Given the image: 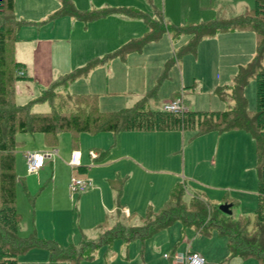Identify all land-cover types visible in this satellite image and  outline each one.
<instances>
[{
  "label": "rangeland",
  "instance_id": "rangeland-1",
  "mask_svg": "<svg viewBox=\"0 0 264 264\" xmlns=\"http://www.w3.org/2000/svg\"><path fill=\"white\" fill-rule=\"evenodd\" d=\"M70 1L77 10L87 12L122 7L136 9L148 15L160 11L165 23L179 26L206 22L215 18H229L240 14L246 7L253 6V0ZM14 2V16L24 22L16 32L19 41L13 43V58L24 64L19 70L20 73L18 72L20 78L15 82L16 104L33 101L41 90L46 88L35 72L29 47L33 49L36 44H48L51 82L60 75L85 66L91 58L102 60L107 54L118 50L130 40L145 34L146 24L142 20L129 19L122 15L103 17L84 23L68 15L51 18L59 6L56 0H14ZM252 33L244 32L241 42L228 35L200 41L194 54L183 55L180 61L170 67L167 77L160 82L156 95L149 100V107L163 108L173 94L181 97L191 110H226L234 106L228 89L233 78L232 70L236 64H245L252 58L255 49V38ZM173 39L169 33H165L158 41L147 44L140 52L129 53L125 59L111 57L92 68L85 76L62 84L57 88V92L69 95L96 94L98 107L103 111L131 107L140 96L156 84L164 63L172 57L173 50L188 42L183 36ZM218 86H227L222 98H218L215 94V88ZM243 91L248 109L254 111L256 109L254 79L248 81ZM58 104L57 99L51 103L48 101L35 103L32 104V111L47 112L50 107L57 109ZM184 132L188 147L187 143L193 133ZM231 133L209 134L210 136L207 135L200 140L197 137L193 138L183 163L180 151L165 160L163 154H155L151 157V146L144 144H141V150L144 147V156L139 159L128 143L120 147L119 139L117 142L119 147L116 149L113 145L115 135L109 132L94 135L82 133L74 145L70 142L69 133L63 132L58 134L55 146H48L40 133L19 132L16 134L18 144L14 150L17 175L15 207L21 215L18 232L21 236H26L34 230L41 238L53 239L61 245L73 244L76 247H79L83 241L96 242L101 232L111 227L118 219L116 190L106 181L108 177L114 178L118 173V167L123 182L122 194L124 185L129 183L126 189L127 198L129 192L134 191L136 193L132 194L134 201L148 202V197L151 195V203L148 205L155 210L159 209L167 199L169 191L160 188L162 184L159 178L167 176L152 172L150 180L148 175L136 169L131 161L114 160L116 154L120 156V149L136 157L137 163L144 168L154 170L165 168L179 172L181 175L184 167L185 179L188 178L185 184V198L201 190L197 186V181L209 182L210 174L216 175L220 181L218 184L220 189L218 188L217 191L208 187L210 189L206 194L208 203L219 206L228 202L232 204L230 208L232 217L240 214L252 217L256 205L250 202L249 191L245 194L241 191L248 186L235 180L236 165L230 158L231 154L228 153V138L221 137L220 156L216 159L214 170L203 168L202 163L198 161V154H210L213 151L219 139L218 135H234ZM171 135L182 137L180 132ZM123 137L125 139L129 136ZM208 137L213 138L209 140ZM178 139L181 142V138ZM92 149H101L106 153L101 160L95 161L90 155ZM249 149L254 163L252 142ZM30 151L50 155L45 158V166L35 173L27 171L23 157V153ZM72 151H78L82 155L84 152L87 158V162L81 163V166H85L84 170L69 165ZM225 152L229 156L224 154ZM189 154L192 159L189 158ZM128 172H131V175ZM127 174L130 176L127 177ZM73 180H89L92 186L82 192H73L68 187ZM181 180L179 176V181ZM210 183L213 184L212 181ZM118 201L123 205V196H120ZM238 203L241 206H238ZM144 211V207H134L129 213L127 224L141 225L143 222L140 217L143 216ZM202 234L206 233H196L193 228L184 227L177 221L143 242L140 240L124 242L115 239L110 244L93 250L86 248L83 255L92 257L82 258L79 264H170L163 255H169L173 247L181 249L191 247V243L205 246L216 260L220 258V262L258 264L254 258L245 260L230 258L226 250L225 238L216 230L210 231L208 236ZM48 259L46 250L35 248L19 256L17 264H48Z\"/></svg>",
  "mask_w": 264,
  "mask_h": 264
},
{
  "label": "trees",
  "instance_id": "trees-1",
  "mask_svg": "<svg viewBox=\"0 0 264 264\" xmlns=\"http://www.w3.org/2000/svg\"><path fill=\"white\" fill-rule=\"evenodd\" d=\"M58 2L59 8L51 18L68 15L87 23L110 14H119L142 20L147 30L142 37L130 40L102 60L91 58L85 66L58 76L33 101L16 104L15 82L20 78L22 64L13 58V43L16 41V32L24 22L14 16V0H0V264H17L19 256L35 248L48 252V264H79L82 258L92 257L83 255L86 248L93 250L110 244L115 239L143 242L177 221L200 233L208 234L216 230L225 238L230 258H254L258 264H264V0H253L252 7L245 8L236 16L215 18L186 26L165 23L160 11L148 15L136 9L122 7L87 12L77 10L70 0ZM247 27H250L255 36V49L250 61L239 66L228 87L234 106L214 111L191 110L183 106L177 112L167 111L164 106L161 109L149 107V100L156 95L157 88L162 79L167 77L170 67L183 55L194 54L202 39L212 37L218 32ZM165 33H169L172 40L187 36L188 42L173 50L172 57L164 63L156 84L131 107L103 111L98 107L96 94L69 95L57 92L59 86L85 76L99 63L111 57L125 59L129 53L141 51L145 44L158 41ZM251 78L255 82L254 111L248 109L243 91ZM226 88L227 86L216 87V96L222 98ZM176 98L179 97L173 94L169 101ZM54 99L59 103L57 109L50 107L47 112L32 111V104L45 101L51 103ZM233 130L247 132L255 146L257 201L252 217L226 215L218 206L209 204L206 195L202 193H194L185 198L184 184L178 182L171 187L167 199L159 209L155 210L150 205L146 207L140 217L143 222L141 225H129L121 219V206L118 201L123 182L120 177H114L109 182L117 193L118 219L101 232L96 242L83 241L76 247L73 244L61 245L53 239L41 238L34 230L26 236H21L18 232L21 215L15 207L17 175L14 150L18 144L16 134L19 132L40 133L48 146H55L58 134L63 132L69 133L70 142L74 145L82 133L94 135L109 132L115 135L131 131H191L195 137L210 132L225 133ZM92 150L91 152H96L94 157L97 160H101L106 153L101 149ZM128 218L126 217L127 221Z\"/></svg>",
  "mask_w": 264,
  "mask_h": 264
},
{
  "label": "crops",
  "instance_id": "crops-1",
  "mask_svg": "<svg viewBox=\"0 0 264 264\" xmlns=\"http://www.w3.org/2000/svg\"><path fill=\"white\" fill-rule=\"evenodd\" d=\"M56 1L59 5L58 0H56ZM14 5H15V2H14ZM58 8H59V6H58ZM113 15L118 16L119 14H110V15H107L105 17L113 16ZM129 19H132V18H129ZM136 20H139V19H136ZM146 30L147 29H144L145 32H146ZM244 32H252V30L250 28H240V29H235L232 31H223V32H218L217 34L213 35L212 37L204 38L202 40L214 39L215 37L219 38V37H223L224 35L225 36L228 35L232 39L241 42L242 41V35L244 34ZM253 36H254V34H253ZM183 38L188 39L187 36H183ZM254 38H255V36H254ZM18 41L19 40L16 38L15 42H18ZM148 44H150V43H148ZM146 45L147 44H145L144 47ZM31 49L32 48L29 47V53H30V57L32 60L31 62H32V64L34 63V66L36 68L35 72L38 74L39 79L41 81H43V84L45 86H47L50 82V80H49L50 79L49 68H50L51 58H50L49 46L46 43H39V44L34 45L33 49L32 50ZM17 62L21 63L20 61H17ZM21 64L24 66L23 63H21ZM239 65H244V64H236L234 70H232V73H233L232 75L235 74L237 66H239ZM181 100H182V98H181ZM182 102H183L182 103L183 106L185 108H188L186 106L184 100H182ZM179 132L182 133V137H177L176 135H171V134L179 133ZM229 132H232L234 135H226V136L218 135L219 139H218V142L216 143V146L214 147L213 151L210 154H204V155L198 154L197 155V157L199 158L198 161H200L202 163L201 165L203 168L209 169L211 171L214 170V168L216 166V159L218 158V156H220L219 146H220L221 137L228 138V140H227V143H229V145L227 146V149L229 150L228 153L231 154L230 158L233 160V162H235V165H236L235 180L239 181L240 183H242L246 186H248L247 189H241V191L243 194L248 193V191H249V194H251V201L250 202H252L253 205L254 204L256 205V201H257V195H256L257 194V173H256V169H255L256 156H255L254 142H253L251 136L243 130H233V131H229ZM229 132L218 133V134H227ZM119 134H128V135H119ZM183 134H186V132H184V131H152V132L131 131V132H124V133H117L114 136V144L113 145L116 147V149H117V147H119V145L117 144L118 139L120 141V147L124 143H128V145L136 152V156L139 157V159H141L144 156V147L141 150V144L151 146V157H153L155 154L156 155L163 154L165 156V160L167 159V157L171 156L172 154H176L180 151L182 153L181 154L182 162L184 163L185 162V155L188 152L189 145L193 141V138L197 137V138H199L198 140H200V138H205V136H207V135L210 136L209 134H215V132H210V133L195 136V137L192 136L190 138V141H189L190 143L189 142L187 143L188 147H186L185 137ZM243 134H245L249 137H246ZM123 136H129V137L123 139L124 138ZM200 136H203V137H200ZM178 138H181V142L178 141L179 140ZM208 138L210 140L213 137H208ZM202 140H204V139H202ZM250 142H252V145H253L254 163H252V157H251L252 155H251V152L249 149ZM133 143H136V145H133ZM120 150H121L120 156H118L116 154V157L114 160L125 159L126 161H131L134 164V166L136 167V169H139V171H142V173L144 172L145 174H147L148 177L150 178V180H151V173L152 172H159V173L166 175L167 177H163L162 179L159 178L160 183L162 184V185H160V188L163 187L164 191H167V189L170 190L174 184L180 182L179 176H181V179H182L181 183H183L184 187H185V184H186L188 178L185 179L186 177L184 176L185 175L184 167H183V171H182L181 175L179 172H172V171L166 170L165 168H162L161 170L144 168V167L140 166L139 163H137L136 157L132 156L130 153H128L126 151H123L122 149H120ZM91 151H93V150H90L91 158L95 161H98L94 157V155L96 156V152H91ZM72 152H71V154H72ZM76 152H78V151H76ZM141 153H142V155H141ZM228 153L225 152L224 154L229 156ZM140 155H141V157H140ZM70 158H71V156H70ZM189 158L192 159L193 157L189 154ZM86 160H87V158H86L84 152H83V155L79 153V166H77V168L84 170L85 166H81V163L87 162ZM248 163H249V165H248ZM44 166H45V160H44ZM252 166H253V168H252ZM118 169H119L118 173H116V175L114 177H120V175H121L120 167H118ZM128 174L131 175V172H128ZM130 175H128L127 177H129ZM209 177H210V181H212L215 186L213 184H211L210 181L209 182H207V181L204 182L202 180L197 181V184H198L197 186L200 187L201 190H199L200 192L199 191L193 192V194L194 193H202V194L206 195L207 193H209L208 190H210L208 187H212L213 189L218 191V188H219L218 184L220 183L219 179H217L218 177L216 175H212V174H210ZM109 180H110L109 177L106 178V181H108V183L110 185ZM189 180H193V179L189 178ZM122 186H123V183H122ZM128 186H129V183L125 184L123 187V189H124L123 194L121 193V196H123V205L119 203V205L121 206V219H123L125 222L127 221L126 217L128 218V216L130 215L129 213L133 210L134 207H139V208L144 207L146 209V207L149 206L148 204L151 203V201H150L151 195L148 197V202H136V201H134L133 195H132V194H136L134 191L129 192V194H128L129 198H127V195H126L127 190L126 189ZM216 186H218V187H216ZM168 193H169V191H168ZM160 195H163V194H160ZM237 205L241 206L240 203H238ZM116 208H117V204H116ZM255 209H256V207H255ZM135 211H137V210H135ZM196 233H199V232L196 231ZM202 235L208 236L209 233L208 234H202ZM186 250H191V251H194V252H197L198 254H200L204 259H206V261L204 260L205 264H228V263L220 262L219 261L220 258L216 260V257L210 251H208V249H206L205 246L195 245V243H191V247L187 246L184 249H181L179 247L178 248L173 247L169 256H172L176 252H183ZM226 250H227V247H226ZM227 253H228V250H227ZM221 257H224V256H221ZM237 259H240V258H237ZM167 260L170 262V264H172L170 259H167ZM241 260H243V259H241Z\"/></svg>",
  "mask_w": 264,
  "mask_h": 264
},
{
  "label": "built area",
  "instance_id": "built-area-1",
  "mask_svg": "<svg viewBox=\"0 0 264 264\" xmlns=\"http://www.w3.org/2000/svg\"><path fill=\"white\" fill-rule=\"evenodd\" d=\"M164 109L171 112H177L183 109L180 98L173 99L164 105ZM49 154H43L39 151H30L23 153L26 161V168L29 173H35L44 166V160L49 157ZM71 167L79 166V153L73 151L70 162ZM92 186L89 180H73L69 184L70 191L82 192ZM165 259H170L172 264H205L203 257L197 252L186 250L176 252L172 256L163 255Z\"/></svg>",
  "mask_w": 264,
  "mask_h": 264
},
{
  "label": "water",
  "instance_id": "water-1",
  "mask_svg": "<svg viewBox=\"0 0 264 264\" xmlns=\"http://www.w3.org/2000/svg\"><path fill=\"white\" fill-rule=\"evenodd\" d=\"M231 204H229V203H222V204H220L219 206H218V209L222 212V213H224V214H226V215H231Z\"/></svg>",
  "mask_w": 264,
  "mask_h": 264
}]
</instances>
